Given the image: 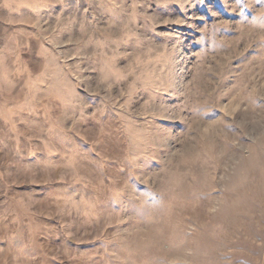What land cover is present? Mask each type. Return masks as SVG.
<instances>
[{
  "label": "rangeland",
  "instance_id": "rangeland-1",
  "mask_svg": "<svg viewBox=\"0 0 264 264\" xmlns=\"http://www.w3.org/2000/svg\"><path fill=\"white\" fill-rule=\"evenodd\" d=\"M0 264H264V0H0Z\"/></svg>",
  "mask_w": 264,
  "mask_h": 264
}]
</instances>
